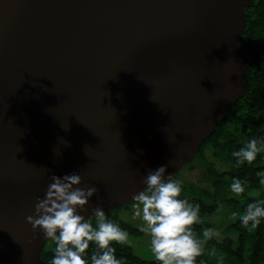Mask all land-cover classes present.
Masks as SVG:
<instances>
[{"label": "water", "instance_id": "obj_1", "mask_svg": "<svg viewBox=\"0 0 264 264\" xmlns=\"http://www.w3.org/2000/svg\"><path fill=\"white\" fill-rule=\"evenodd\" d=\"M251 0H0V264H44L34 215L52 175L135 201L180 170L247 87Z\"/></svg>", "mask_w": 264, "mask_h": 264}, {"label": "trees", "instance_id": "obj_2", "mask_svg": "<svg viewBox=\"0 0 264 264\" xmlns=\"http://www.w3.org/2000/svg\"><path fill=\"white\" fill-rule=\"evenodd\" d=\"M246 13L244 31L239 43L242 52L251 60L243 80L247 87L243 96L232 104L226 117L201 143L194 157L180 168H200L202 184L187 181L177 172L165 180L181 183L180 199L193 206L199 205V222L192 226L195 237L200 240L202 252L195 264H264V218L256 228L244 227L240 220L249 203L264 206V151L257 154L249 164L237 165L232 153L249 140L264 144V0H251L244 8ZM187 170V169H186ZM178 175V177H177ZM176 176V177H175ZM241 181L244 192L239 196L230 190L232 182ZM136 201L117 207H128ZM117 207L106 211L105 215ZM233 213L237 215L234 217ZM214 214L226 217V223L209 218ZM95 226V217L87 218ZM114 223L131 236H141L140 228L132 222L114 216ZM220 229V237L211 230ZM211 232L209 238L203 233ZM115 257L120 264H159L155 258L145 259L136 255L127 244L112 242ZM55 243L46 239L39 257L44 264H51ZM95 245L90 243L85 259L91 264Z\"/></svg>", "mask_w": 264, "mask_h": 264}, {"label": "clouds", "instance_id": "obj_3", "mask_svg": "<svg viewBox=\"0 0 264 264\" xmlns=\"http://www.w3.org/2000/svg\"><path fill=\"white\" fill-rule=\"evenodd\" d=\"M264 151V144L256 139L249 140L238 151L232 153L237 165L251 164L258 153ZM166 165L149 171L144 180V188L133 196L137 202L135 216L142 221L140 231L150 238V251L159 264H195L201 255V241L192 226L199 222V205L193 206L186 199H180L182 187L176 180H165ZM44 198L37 197L34 215L26 217L35 232L39 228L44 237L55 243L51 264H88L84 258L90 243L95 251L91 264H120L115 257L112 242L127 243L128 233L119 225L107 219L100 207L92 209L95 226L78 214L77 209L86 211L85 205L96 192V188L80 187L81 176L77 173L63 177L52 175ZM264 184V179L261 180ZM230 190L239 196L244 187L238 179L230 185ZM237 214L233 213L235 217ZM264 218V206L258 202L249 203L242 215L244 227L256 228ZM205 238L211 236L206 230Z\"/></svg>", "mask_w": 264, "mask_h": 264}, {"label": "rangeland", "instance_id": "obj_4", "mask_svg": "<svg viewBox=\"0 0 264 264\" xmlns=\"http://www.w3.org/2000/svg\"><path fill=\"white\" fill-rule=\"evenodd\" d=\"M187 169V170H186ZM178 175L180 174L181 177L187 181L195 182L197 184H202L201 177L203 175V172L200 168H190L188 169L187 166L183 167L179 172H177ZM177 175V177H178ZM176 177V176H175ZM135 202L133 205H129L128 207H117L115 210L109 212L106 214V217L108 220L114 223V216L123 219L128 222H132L139 228L142 225V221L135 216L136 208H135ZM211 219H215L217 223L223 222L226 223L228 220L226 217H223L219 214H214L212 216H209ZM220 220V221H219ZM216 237H220V229L217 230H211ZM127 244L132 248V251L145 259H151L153 258V254L150 251V238L148 235L142 232L141 236H131L128 235V241Z\"/></svg>", "mask_w": 264, "mask_h": 264}]
</instances>
